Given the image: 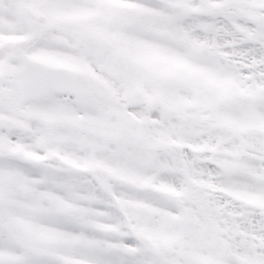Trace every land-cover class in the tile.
<instances>
[{
	"label": "snow or ice",
	"instance_id": "snow-or-ice-1",
	"mask_svg": "<svg viewBox=\"0 0 264 264\" xmlns=\"http://www.w3.org/2000/svg\"><path fill=\"white\" fill-rule=\"evenodd\" d=\"M0 264H264V0H0Z\"/></svg>",
	"mask_w": 264,
	"mask_h": 264
}]
</instances>
